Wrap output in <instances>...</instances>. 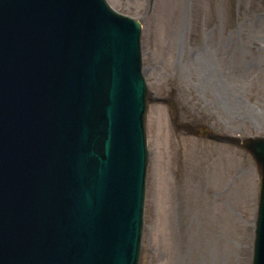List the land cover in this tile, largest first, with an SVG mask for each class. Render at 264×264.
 I'll use <instances>...</instances> for the list:
<instances>
[{"label":"water","instance_id":"water-1","mask_svg":"<svg viewBox=\"0 0 264 264\" xmlns=\"http://www.w3.org/2000/svg\"><path fill=\"white\" fill-rule=\"evenodd\" d=\"M105 7L99 0H0V94L24 96L28 86L37 94L8 103L9 118L1 120L3 133L18 139H6L18 158L0 159V168L18 172L24 193L15 194V213L2 207L0 228L18 237L2 239L0 264H133L146 163V91L138 31L126 32ZM31 60L36 71L25 75ZM8 75L12 83L5 87ZM80 87L78 95L72 92ZM14 120L39 127L28 131ZM241 146L259 169L253 264H264V138L244 139ZM61 163L67 174L54 168ZM52 190L59 205L49 195L39 199ZM47 208L52 216L43 219L38 213Z\"/></svg>","mask_w":264,"mask_h":264},{"label":"rangeland","instance_id":"rangeland-1","mask_svg":"<svg viewBox=\"0 0 264 264\" xmlns=\"http://www.w3.org/2000/svg\"><path fill=\"white\" fill-rule=\"evenodd\" d=\"M141 25L148 164L139 264H250L264 135V0H107ZM205 126L217 140L176 127ZM208 217L211 222L207 224Z\"/></svg>","mask_w":264,"mask_h":264},{"label":"bare ground","instance_id":"bare-ground-1","mask_svg":"<svg viewBox=\"0 0 264 264\" xmlns=\"http://www.w3.org/2000/svg\"><path fill=\"white\" fill-rule=\"evenodd\" d=\"M209 222H210V223H212V222H211V220H210V218L208 217V221H207V224H209Z\"/></svg>","mask_w":264,"mask_h":264}]
</instances>
